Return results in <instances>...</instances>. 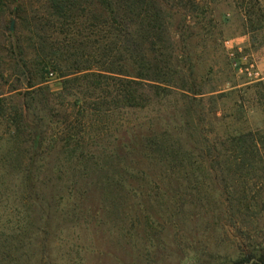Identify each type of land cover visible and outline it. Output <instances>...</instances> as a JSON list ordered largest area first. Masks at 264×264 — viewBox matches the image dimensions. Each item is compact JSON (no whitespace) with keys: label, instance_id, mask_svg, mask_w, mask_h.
<instances>
[{"label":"rangeland","instance_id":"1","mask_svg":"<svg viewBox=\"0 0 264 264\" xmlns=\"http://www.w3.org/2000/svg\"><path fill=\"white\" fill-rule=\"evenodd\" d=\"M52 2L0 0V264L264 255V0H147L177 89L98 111L85 81L67 91L62 76L97 69L101 0L64 18ZM250 134L262 144L243 164L235 141Z\"/></svg>","mask_w":264,"mask_h":264},{"label":"trees","instance_id":"2","mask_svg":"<svg viewBox=\"0 0 264 264\" xmlns=\"http://www.w3.org/2000/svg\"><path fill=\"white\" fill-rule=\"evenodd\" d=\"M52 1L63 18L75 3V0ZM101 3L102 28L106 37L100 45L99 65L97 69H92L91 66L75 68L63 75V78L67 77L64 89L68 91L72 83L85 81L87 89L97 93L91 94L97 95L91 96L95 98L94 106L97 111L106 105L118 109L145 108L152 101L151 97L160 100L164 91H175L177 89L174 84L177 74L175 63L178 57L175 56L174 49L171 50L160 38L166 30L161 10L156 8L155 11H151L147 0H101ZM134 25H138L137 30L135 29L137 39L134 36ZM56 70L49 72L48 75H54ZM79 73H82L81 77ZM80 118L86 116L81 115ZM34 131L33 146L39 149L43 145V133L38 126H35ZM68 140L70 141L69 138ZM235 144L237 149L241 150L240 157L245 164L249 155L259 152L262 141L250 134L239 136ZM70 147V143L67 142L65 148L61 149L72 157L76 150ZM236 264H264V255L247 254Z\"/></svg>","mask_w":264,"mask_h":264},{"label":"water","instance_id":"3","mask_svg":"<svg viewBox=\"0 0 264 264\" xmlns=\"http://www.w3.org/2000/svg\"><path fill=\"white\" fill-rule=\"evenodd\" d=\"M14 30V27H13V23H12V26H11V29H10V31H13Z\"/></svg>","mask_w":264,"mask_h":264}]
</instances>
